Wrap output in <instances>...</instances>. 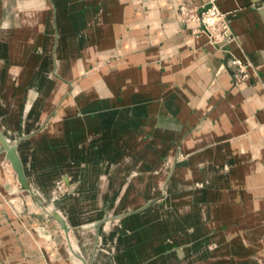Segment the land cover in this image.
Masks as SVG:
<instances>
[{
  "label": "crops",
  "instance_id": "obj_1",
  "mask_svg": "<svg viewBox=\"0 0 264 264\" xmlns=\"http://www.w3.org/2000/svg\"><path fill=\"white\" fill-rule=\"evenodd\" d=\"M16 1L32 7L37 0L0 4ZM43 1L47 5L39 20L46 32L41 39L23 45L0 40V128L17 140L28 181L37 184L41 174L53 197L58 194L56 170L78 165L83 175L99 173L93 197L59 205L67 219L74 220L71 226L83 223L85 213H96V208L106 207L110 214L140 202L136 194L119 205L128 183L109 178L117 165L153 161L164 149L178 151L191 173L187 180L201 182L195 200L211 204L210 210L193 206L186 220L195 225L193 236L215 230L194 254L183 257L184 262L264 264V0ZM182 1L196 6L213 1L228 20L229 38L213 44L196 31L198 24L181 23L177 5ZM6 11L12 20L5 9L0 23ZM35 44L41 53H36ZM104 59L108 63L101 70L87 72ZM56 75L78 77V85L62 99L49 127L34 133L67 87ZM100 80L109 90L97 95L94 84ZM9 85L22 87V93L8 95ZM151 136V143L130 156L119 152L137 149ZM0 158H5L1 149ZM117 170V175L124 174ZM145 174L135 170L127 178L150 197L158 193L161 175L154 169ZM3 178L0 168V181ZM104 199L114 203L105 206ZM4 209L0 205L1 218L10 213ZM75 212L78 215H70ZM144 214L131 217V224L142 221ZM118 224L104 222L97 239L98 249L104 256L111 253L112 259L117 238L107 232ZM125 231L127 243L136 240L130 229ZM141 232L148 235L149 227ZM91 233L90 226L76 229V243L90 246ZM22 236L24 245H30ZM169 236L174 243L187 239L181 232ZM38 242L43 250L55 245L45 239ZM1 243L6 251L13 250L11 238ZM207 245L216 247L208 250ZM164 247L158 242L150 246L153 253ZM25 257H7L5 264H72L53 252L40 259Z\"/></svg>",
  "mask_w": 264,
  "mask_h": 264
},
{
  "label": "rangeland",
  "instance_id": "obj_2",
  "mask_svg": "<svg viewBox=\"0 0 264 264\" xmlns=\"http://www.w3.org/2000/svg\"><path fill=\"white\" fill-rule=\"evenodd\" d=\"M26 3L27 1H16L13 5L8 6L0 4V14L5 9L10 10L12 13V20L6 11L2 20L5 21L0 23V40L10 41L13 45H19L20 42L24 41H30L32 44L35 38L39 40L43 37L46 32L45 26L39 19L47 4H45V1H36L35 5H32L35 9L32 14L33 8L31 5L28 6L29 4L26 5ZM19 16L21 17L18 19ZM29 16L30 18H28ZM48 30H50L49 27ZM51 30V34L54 35L55 26H52ZM34 50L37 54L41 53L39 45L35 44ZM107 60H102L101 63L99 62L87 72L101 70L108 63ZM52 72L54 73L53 70ZM56 77L64 82L67 87L62 93V97L54 102L47 114L39 120L35 129H33L34 133L44 131L49 127V120L53 115L57 114L62 99L69 96L74 87L78 85V77L63 78L57 75ZM100 81L94 84L97 95L105 94L104 92L109 90L108 83L104 80ZM22 91V87L14 85L7 87L8 95L20 94ZM150 138L152 136L140 144L137 149L118 151L123 156L128 157L143 146L151 143ZM0 149L2 150L1 147ZM144 162V164H138L136 161H131L125 165H117L116 168L124 174L121 176L117 175L115 173L118 171L117 169L109 174L110 179H120L123 183H128L119 205L123 207L128 198L136 194L140 198L138 204L110 214L106 212V207H99L95 209L96 213L89 211L87 213L90 214L85 213L86 216L82 220L83 223H77L63 229L61 223L49 208H56L66 203L71 204L75 200L81 201L82 199L93 197L97 189L96 183L98 182L99 173L94 171L83 175L82 168L78 165L61 170L58 169L53 176L58 186V194L50 197L45 188L48 183L42 179L41 174H37V184L32 181L21 182L10 161L6 157L0 158V168L4 176L3 182L0 181V205H5L4 210L10 211L8 214L4 213L2 218L0 217L3 222L1 226L4 228V232L1 233L0 231V264H5V258L7 257L26 259L25 256L32 257L34 255V257L40 259V256L42 257L45 252H53L56 255H60L63 259L69 258L72 264H186L183 257L194 254L198 249V244L205 238L210 240L211 235L215 233V230L207 229L204 232L202 226L203 229L201 231L203 232L193 236L195 225L188 224L186 220L188 217H192L194 205L197 208L203 206V208L210 210L211 204L198 199L195 200L194 195L201 182H189L187 180L191 173L188 172L186 157L179 155L178 151L173 153L169 149H164L154 156L153 161L147 160ZM147 169H154L161 175L157 183L158 193L150 197L146 196L145 191L128 182L127 178V175L135 170L141 171L145 177ZM73 180L76 182L75 185H73ZM85 182L87 184L84 185L83 183ZM212 185L214 183H211L210 186ZM2 191L5 193L3 194ZM112 203H114L113 200L104 199L103 205L106 206ZM142 212H145L144 219L132 225L131 217L139 219ZM65 215L67 216L66 213ZM70 215L74 216L78 215V213L75 212ZM110 220L119 222L117 227H111L107 232L108 236L116 234V251L114 252L116 257L114 259H112L113 255L111 253L104 256L97 247L98 234L102 224ZM73 222V219L69 220V223ZM203 224V222H200L198 225ZM86 226H90L92 229L91 240L93 243L90 246H79L76 243V241L78 243L80 241L76 237V229ZM145 226L149 227L150 233L143 236L141 230ZM156 227H160V231H157ZM126 228L130 229L136 237L135 241L127 243ZM80 231H78L79 234ZM174 232H181L187 239L182 240L180 243H174L169 236ZM22 234H24L22 236L24 239L27 237L28 241L31 242L32 248H30V245H24V241L21 239ZM2 238L12 239L13 250L6 251L4 249L1 243ZM38 239H45L48 242L54 241L55 245L52 248L46 247L43 250ZM154 242L161 243L165 247L161 251L153 253L150 246ZM215 247L214 245H207L208 250H213ZM146 251L149 253L146 254ZM223 264H231V262L226 261Z\"/></svg>",
  "mask_w": 264,
  "mask_h": 264
},
{
  "label": "built area",
  "instance_id": "obj_3",
  "mask_svg": "<svg viewBox=\"0 0 264 264\" xmlns=\"http://www.w3.org/2000/svg\"><path fill=\"white\" fill-rule=\"evenodd\" d=\"M179 21L183 24L196 23L199 26L196 31L204 32L207 41L213 44H220L229 38V24L213 1L203 5H192L187 1H182L177 5ZM233 64L240 67L236 59H232Z\"/></svg>",
  "mask_w": 264,
  "mask_h": 264
},
{
  "label": "bare ground",
  "instance_id": "obj_4",
  "mask_svg": "<svg viewBox=\"0 0 264 264\" xmlns=\"http://www.w3.org/2000/svg\"><path fill=\"white\" fill-rule=\"evenodd\" d=\"M37 1H43V0H37ZM23 44H24L23 42L19 43V45H23ZM0 147L3 150L4 157H8L10 160L13 159L14 161L17 162L18 170H19V174L22 179V182L28 181L26 173L24 171L21 158L17 152V140L11 135H8L7 133H5L1 128H0ZM49 210L57 217L63 229H66L70 226L69 220L67 219V216L63 212V209L61 206H58L56 208H49Z\"/></svg>",
  "mask_w": 264,
  "mask_h": 264
},
{
  "label": "water",
  "instance_id": "obj_5",
  "mask_svg": "<svg viewBox=\"0 0 264 264\" xmlns=\"http://www.w3.org/2000/svg\"><path fill=\"white\" fill-rule=\"evenodd\" d=\"M6 158L10 161V163H11L13 169L15 170V172H16V174H17L18 179L22 182V179H21L20 174H19V170H18V164H17V162L14 161L13 159L10 160L8 157H6Z\"/></svg>",
  "mask_w": 264,
  "mask_h": 264
}]
</instances>
